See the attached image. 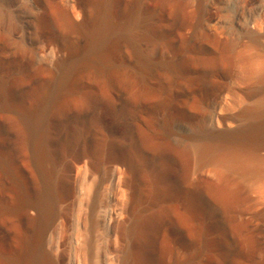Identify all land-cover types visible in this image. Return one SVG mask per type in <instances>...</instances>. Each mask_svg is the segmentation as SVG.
<instances>
[{
  "label": "rangeland",
  "instance_id": "obj_1",
  "mask_svg": "<svg viewBox=\"0 0 264 264\" xmlns=\"http://www.w3.org/2000/svg\"><path fill=\"white\" fill-rule=\"evenodd\" d=\"M59 1L81 21L72 0ZM140 2L146 27H135L134 42L114 54L104 47L111 55L101 66L88 65L80 34L70 40L81 37V54L57 51L62 24L48 30L54 41L45 52L41 11L24 0H0V264L33 234L28 218L36 215L48 178L68 192L57 201L48 231L47 251L56 264H93L104 255L120 264L129 221L125 179L140 185V209L156 220L141 232L151 235L148 248L158 264H264V80L249 61L264 52V0ZM149 26L157 34L150 40L143 35ZM221 41L233 56L224 80L192 72L179 84L143 65L201 56L208 63L203 68L224 72L214 60ZM201 46L211 50L202 53ZM64 62L71 70L59 87ZM50 95L55 100L46 103ZM43 108L51 155L41 166L30 116ZM207 145L242 149L255 170L230 171L202 156ZM126 147L139 155L132 173L121 161ZM97 186V208L109 200L111 219L108 229L101 224L92 231Z\"/></svg>",
  "mask_w": 264,
  "mask_h": 264
},
{
  "label": "bare ground",
  "instance_id": "obj_2",
  "mask_svg": "<svg viewBox=\"0 0 264 264\" xmlns=\"http://www.w3.org/2000/svg\"><path fill=\"white\" fill-rule=\"evenodd\" d=\"M24 1L32 3L41 11L39 31L41 34V41L46 45L44 46L45 52L49 49L50 43L54 41L51 39L50 35H48V30H52L51 26L62 24L61 32L57 36L59 39L57 51L62 55L67 54V52L71 55L80 53L79 41L81 37L74 36L70 40L72 33L80 34L82 37H85L87 41L83 53L85 54L88 65H93L95 62H99L101 66L105 65L111 53L104 50V47L108 49L110 46L114 54L117 52L116 50L118 47L134 42L135 34L133 33V29L135 27H146L144 23V26L142 25L146 11L140 0H130L127 4L122 5L120 4L121 0H72L74 12L82 17L80 22H76L73 19L72 15L68 12L69 10L66 9L59 0ZM263 10L264 9H260L261 12ZM49 11L52 15H55L53 18L50 14L48 15ZM121 19L125 21L124 24L119 22ZM152 28L153 26H149V28L143 32L144 37L148 40L157 36L156 32L151 30ZM252 45L254 46V44ZM198 49L202 53L211 50L206 46L198 47ZM216 49L217 57L214 60L218 64L223 65L224 72L218 70L216 67L209 68V66H207L203 68L208 63L205 58L201 56L186 57L181 60L178 58L172 60L170 63L153 65L152 67L149 66L148 61H144L143 65L151 74L175 80L179 84L189 81L192 72H201L206 78L213 77L217 80H224L230 75L229 69L232 65L233 56L229 53V45L225 41L217 43ZM260 49L250 58V69L252 73H255L256 76L258 75L257 77L259 79L264 80V52ZM70 70L71 66H69V63L67 64L64 62L62 64V72L56 79L59 87L65 83V78L70 73ZM54 96L50 95L46 103L53 102L55 100ZM40 104H42V100H40ZM44 115L45 108L36 110L35 114L30 116L33 119L32 124H36L32 129V136L35 146V155L41 166L51 155L45 131L42 127ZM217 148L218 149H215L210 145L203 146L201 148L202 156L220 160L230 171H241L243 174H247L251 170L252 172L255 170L250 156L242 149H231L227 147ZM121 149L123 150L121 161L126 165L125 170L128 173L134 172L139 167V155L137 151H135L136 149L133 147ZM123 171L124 170H122L121 173ZM205 179L209 180L207 177H205ZM125 183L130 188V193L127 197L129 221L123 231L127 240L123 248L124 254L120 264H158L159 262H157V259H159V256L152 253L148 248V244L152 238L151 235L142 234L141 232L142 227L147 229L155 227L156 220L145 217L140 209L139 201L143 198V190L140 185L132 179H125ZM99 192L100 186L95 187L93 190L91 214L95 215L97 213L96 215L98 218L92 222V231L97 230V227L101 224L105 229H108V224L111 219V209L108 204L109 200H106L105 204H103L99 210L97 208ZM161 193L160 190L155 191L153 193V199H159ZM67 195L68 192L66 188L54 185L49 178L46 180V190L38 196L37 202L35 203L37 208L36 215L28 218L33 228V234L24 236L20 253L7 258L2 257V262L4 264H56L47 251V245L50 243L48 231L57 201L65 199ZM15 208L13 210H15ZM106 257L107 255H104L102 261H100V257L98 256L93 264H109L106 261ZM70 264H72V262H70Z\"/></svg>",
  "mask_w": 264,
  "mask_h": 264
}]
</instances>
